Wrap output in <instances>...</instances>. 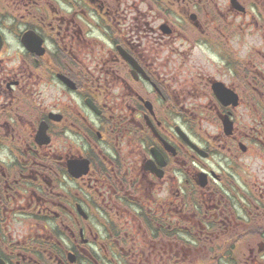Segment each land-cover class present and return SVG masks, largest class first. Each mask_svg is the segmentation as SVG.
<instances>
[{"label":"flooded vegetation","instance_id":"obj_1","mask_svg":"<svg viewBox=\"0 0 264 264\" xmlns=\"http://www.w3.org/2000/svg\"><path fill=\"white\" fill-rule=\"evenodd\" d=\"M263 67L264 0H0V264H264Z\"/></svg>","mask_w":264,"mask_h":264},{"label":"rangeland","instance_id":"obj_2","mask_svg":"<svg viewBox=\"0 0 264 264\" xmlns=\"http://www.w3.org/2000/svg\"><path fill=\"white\" fill-rule=\"evenodd\" d=\"M255 38V36L252 35H246V39L249 43L253 42V39ZM188 51V50H186ZM193 51V57L194 59H199V60H209L211 58V54L209 51L207 50H203L200 48H195L192 50ZM264 68V67H263Z\"/></svg>","mask_w":264,"mask_h":264},{"label":"water","instance_id":"obj_3","mask_svg":"<svg viewBox=\"0 0 264 264\" xmlns=\"http://www.w3.org/2000/svg\"><path fill=\"white\" fill-rule=\"evenodd\" d=\"M217 97L224 104L235 100V97H232V96H230L228 94H223L222 95L221 93H218Z\"/></svg>","mask_w":264,"mask_h":264}]
</instances>
